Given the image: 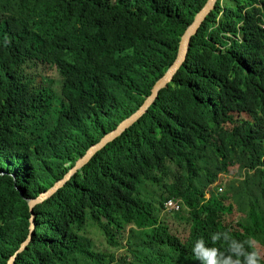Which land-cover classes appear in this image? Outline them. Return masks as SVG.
Segmentation results:
<instances>
[{"label":"trees","instance_id":"1","mask_svg":"<svg viewBox=\"0 0 264 264\" xmlns=\"http://www.w3.org/2000/svg\"><path fill=\"white\" fill-rule=\"evenodd\" d=\"M206 2L0 0V264L28 199L144 105ZM214 7L149 111L35 208L15 264H201L196 241L226 231L264 251V214L211 190L254 171L264 203V0Z\"/></svg>","mask_w":264,"mask_h":264},{"label":"water","instance_id":"2","mask_svg":"<svg viewBox=\"0 0 264 264\" xmlns=\"http://www.w3.org/2000/svg\"><path fill=\"white\" fill-rule=\"evenodd\" d=\"M217 0H207L203 9L198 13L195 17L194 23L188 28L185 35L182 38L180 44V50L178 57L172 67L168 70L166 75L158 81L156 86L153 89L152 95L146 100L144 105L130 118L123 121L116 130L106 135L98 144L94 145L87 154L82 157L77 164L68 172V174L59 182L56 183L54 187H52L49 191L42 193L36 199H28L32 218H31V234L28 239L22 244L21 248L16 252L14 256L11 257L8 264H15L18 257L23 254L28 247L30 246L33 239V231L36 228L35 225V208L50 199L53 195H55L60 189L64 188L68 182L75 176L80 170H82L90 161L104 148L107 147L111 142L115 141L117 138L121 137L128 129L134 126L140 119L149 111L150 107L156 102L158 99L160 92L167 88L170 83L174 81L175 76L178 74L179 70L182 68L183 64L187 60L188 51L192 43V39L196 36L203 26V22L207 19V17L211 14V12L215 9V3Z\"/></svg>","mask_w":264,"mask_h":264},{"label":"clouds","instance_id":"3","mask_svg":"<svg viewBox=\"0 0 264 264\" xmlns=\"http://www.w3.org/2000/svg\"><path fill=\"white\" fill-rule=\"evenodd\" d=\"M220 242L227 245L226 251L215 247ZM211 244L213 246H209L202 238L196 241L192 252L201 264H264V251L253 238L239 241L226 231L223 240L220 235L213 234ZM225 252L228 255L222 258Z\"/></svg>","mask_w":264,"mask_h":264},{"label":"rangeland","instance_id":"4","mask_svg":"<svg viewBox=\"0 0 264 264\" xmlns=\"http://www.w3.org/2000/svg\"><path fill=\"white\" fill-rule=\"evenodd\" d=\"M221 177L220 175L219 178ZM260 189L261 178L259 173L243 171L241 176H224L223 186H216L215 184L211 190L219 194H229L232 197V200H230L234 202L237 210L241 213L239 215L246 217L252 208L264 214V203L261 199ZM210 194L208 193L207 197H210ZM184 217L188 218V215L186 214ZM92 233L100 240H103L96 229H92ZM121 253H124V250Z\"/></svg>","mask_w":264,"mask_h":264},{"label":"built area","instance_id":"5","mask_svg":"<svg viewBox=\"0 0 264 264\" xmlns=\"http://www.w3.org/2000/svg\"><path fill=\"white\" fill-rule=\"evenodd\" d=\"M221 191V189H220ZM166 208H167V211H175V212H179L181 211V204L179 201L177 200H170L166 203Z\"/></svg>","mask_w":264,"mask_h":264}]
</instances>
